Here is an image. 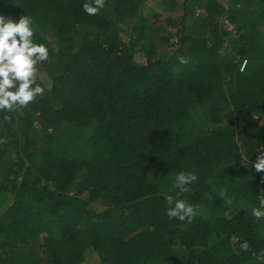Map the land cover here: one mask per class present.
<instances>
[{"label":"trees","instance_id":"16d2710c","mask_svg":"<svg viewBox=\"0 0 264 264\" xmlns=\"http://www.w3.org/2000/svg\"><path fill=\"white\" fill-rule=\"evenodd\" d=\"M149 1L88 15L92 0H0L49 50L43 95L0 112V264H260L264 0H183L206 17L192 29L184 13L168 55ZM179 172L198 177L184 194ZM169 195L197 208L191 223L168 217Z\"/></svg>","mask_w":264,"mask_h":264},{"label":"clouds","instance_id":"9594fccd","mask_svg":"<svg viewBox=\"0 0 264 264\" xmlns=\"http://www.w3.org/2000/svg\"><path fill=\"white\" fill-rule=\"evenodd\" d=\"M105 3L106 0H92L91 3H85L83 9L88 15H97L105 7ZM34 23L33 18L27 15H22L18 21L0 15V112L27 108L45 91L36 83L37 66L48 61L49 50L44 44L34 42ZM188 63L187 58H179V64ZM178 71L179 69L173 68V72ZM4 119L9 121L10 117L5 116ZM253 167L257 172H264V148L260 149ZM197 179L194 173L179 172L175 177L174 187L179 194L187 193L191 190L189 186ZM223 195L225 193L222 191L221 196ZM165 199L170 206L167 210L170 219L191 223L198 214L197 208L186 200L174 201L171 195ZM251 214L257 220L264 219V195L259 197V206L254 207ZM240 248L251 252V246L246 241L240 244ZM253 254L260 264H264V253Z\"/></svg>","mask_w":264,"mask_h":264},{"label":"rangeland","instance_id":"374dc122","mask_svg":"<svg viewBox=\"0 0 264 264\" xmlns=\"http://www.w3.org/2000/svg\"><path fill=\"white\" fill-rule=\"evenodd\" d=\"M201 1V0H199ZM218 3L223 5L227 9H231L234 5L230 0H216ZM183 4V0H165L163 3L162 0H151L148 2V8L150 14H155L153 18V23H157L156 25L160 26V29L163 30V36L164 38L171 37V40L169 41L170 45L167 47L165 46L164 39H158L156 38L154 40L156 51L159 53H162L163 55H168L171 51H174L177 49L178 46V27L180 26L181 17L184 13H187L188 19L186 21V26L189 28L192 27V29L196 26H198L201 19L206 17V13L204 12L203 8L196 7L194 5V2L192 4H189L188 11L186 9V12L182 9L181 5ZM172 5L174 8H172ZM171 6V8H169ZM219 24L224 27H227L229 30L232 29L230 26V23L228 19L225 17H221L218 20ZM125 31V30H124ZM126 31H131L126 30ZM125 31V33H127ZM151 34H149V37ZM160 38V37H159ZM177 42V43H176ZM173 46V47H172ZM172 47L171 49H169ZM227 50V45H224L222 49H220V53L225 54ZM135 61L138 64L145 63V57L142 55H136ZM261 124L264 125V118L261 121ZM7 205H5L6 207ZM92 208L97 212H102L104 210L103 206L98 204H93ZM45 234L40 235V239L43 238ZM235 240H233V243Z\"/></svg>","mask_w":264,"mask_h":264}]
</instances>
